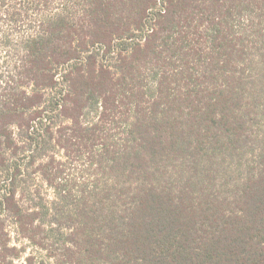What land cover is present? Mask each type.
Instances as JSON below:
<instances>
[{"label": "trees", "instance_id": "1", "mask_svg": "<svg viewBox=\"0 0 264 264\" xmlns=\"http://www.w3.org/2000/svg\"><path fill=\"white\" fill-rule=\"evenodd\" d=\"M0 54V264H264V0H0Z\"/></svg>", "mask_w": 264, "mask_h": 264}, {"label": "rangeland", "instance_id": "2", "mask_svg": "<svg viewBox=\"0 0 264 264\" xmlns=\"http://www.w3.org/2000/svg\"><path fill=\"white\" fill-rule=\"evenodd\" d=\"M0 56H1V54H0ZM69 168H70V170H68L69 174H75V175H80L81 174L80 173V170H81L80 167H76L75 164L73 166H69ZM27 246L29 247L28 253H33L36 256V261H37L38 264H39L40 261L45 259V254L44 253H42L41 251L33 248L30 245H27ZM23 263H24L23 260H19V261L17 260V264H23Z\"/></svg>", "mask_w": 264, "mask_h": 264}]
</instances>
